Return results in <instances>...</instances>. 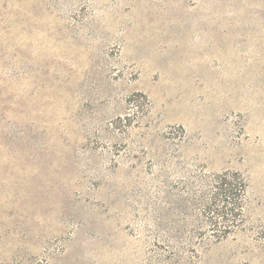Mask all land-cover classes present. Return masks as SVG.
Returning a JSON list of instances; mask_svg holds the SVG:
<instances>
[{
    "label": "rangeland",
    "instance_id": "374dc122",
    "mask_svg": "<svg viewBox=\"0 0 264 264\" xmlns=\"http://www.w3.org/2000/svg\"><path fill=\"white\" fill-rule=\"evenodd\" d=\"M0 264H264V0H0Z\"/></svg>",
    "mask_w": 264,
    "mask_h": 264
},
{
    "label": "trees",
    "instance_id": "16d2710c",
    "mask_svg": "<svg viewBox=\"0 0 264 264\" xmlns=\"http://www.w3.org/2000/svg\"><path fill=\"white\" fill-rule=\"evenodd\" d=\"M206 184V193L198 197L197 205H202V211L208 215L213 237L219 242L235 234L242 222L246 184L238 173L228 171L212 175Z\"/></svg>",
    "mask_w": 264,
    "mask_h": 264
}]
</instances>
